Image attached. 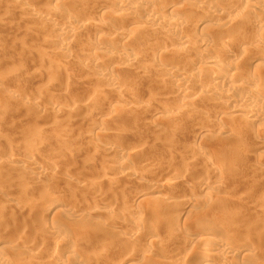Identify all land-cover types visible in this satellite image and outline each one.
Instances as JSON below:
<instances>
[{
    "label": "rangeland",
    "instance_id": "374dc122",
    "mask_svg": "<svg viewBox=\"0 0 264 264\" xmlns=\"http://www.w3.org/2000/svg\"><path fill=\"white\" fill-rule=\"evenodd\" d=\"M7 1L9 2V0H0V81L2 82L0 86V206L3 207L7 203L9 207L15 208V215L3 218L5 222L1 224L2 226L0 225L2 227L0 239H4L10 246L5 254L18 264H48L41 260L43 256L35 261L27 260L29 252L27 248L32 250L38 248L41 251L43 249L46 255H54L52 258L55 257V261L57 260L56 263L53 262L54 264H69L73 259L71 257L69 262L68 253L74 245L80 249L76 256L73 255L74 259L86 264H115L117 260H121L119 262L121 263L122 259L129 256L127 252L129 254L132 252V255L135 254L134 256L138 258L134 257L131 264H162L161 259L160 262L157 258L162 256L163 251L150 247L149 241L156 238L155 240L163 241L162 243L168 246L166 247L169 252L172 251V254L182 258L185 256L184 264H191V262L197 264L200 256L193 257V255L195 252L201 254L198 250L202 251L204 246L186 247L185 237L188 238L194 234L201 237L207 234L214 239L223 240L222 242L230 238L228 240L231 243L233 239L236 243L231 244L249 245L255 249L256 254L258 253L253 256L255 258H240L237 260L238 264L246 262L264 264V201H259L260 194L264 193L262 179L264 178V123H254L256 124L254 129L250 128L251 125L254 127L251 124L249 130L245 132L242 129L245 124L230 117L232 116L230 110L221 105V99L216 96H203L198 91L201 87L197 83L192 84L189 90L196 93L193 98L198 104L191 107V112L187 113L189 115L178 114V110L174 108L186 107L188 103L174 92L176 77H167L162 80L159 77L160 71L153 69L160 55L165 59L169 58L167 54L163 55V47L174 43L176 45V42H170L171 44L168 45L166 43L169 42L164 43L162 40L163 37L166 38L165 36L160 38L159 33L152 30L150 31L155 35L147 30L142 33V29H139L138 33H132V43H134L132 45L134 49L136 48V52H140L141 63L148 64L146 67H140L139 62L130 66V69L107 70L109 76L120 82L123 97L115 96L107 91L109 83L100 80L95 72L97 68L95 69L87 63L89 61L85 60L84 56L93 52L89 44L85 42V39L94 34L92 26V28L84 27L81 34L78 33V36L72 40L71 48L67 49V56L62 57L59 52L62 49L60 42H54L56 39V35L53 37L54 24L76 23L88 19L89 22L108 21L116 13V8L111 7L112 5L109 7L110 4H106L107 2L103 0L92 1L93 4L91 0L90 2L82 0L88 2L87 4L90 3L88 9H81L80 6L84 4L81 0H26L30 4L24 10L12 7V4ZM192 1L187 0L189 6L195 3ZM245 2V0H230L228 4H235L238 6L236 8L242 11L245 9ZM56 4H61L58 8L62 10L56 15L47 16L49 20L41 21L30 14V12L44 14L50 8L54 9ZM99 7L102 9L109 7V9L105 13ZM191 8L193 10V7ZM98 9L101 12H98ZM64 11H69L72 15H66ZM164 12L165 15L173 14L171 9H166ZM141 13L145 14L144 11H134L137 23L125 17L118 21L123 23L126 29L127 27L132 29L131 27L134 26L132 23L143 24ZM228 14L235 15L233 12ZM189 16H192L191 13ZM253 16L256 17V14L253 13ZM214 21L211 20L207 25L215 24ZM255 25L253 29L258 30V25ZM208 28L211 30L212 26ZM129 29L127 30L131 33ZM114 30L115 28H106L100 35L107 38L115 33ZM198 31L194 33L195 36H200L201 30ZM261 34L264 36V31ZM151 36L152 38L159 36V38L152 39ZM210 39L213 42L211 44L216 46L217 41L212 37ZM156 40L160 42V45L162 44V47L158 48L159 50L155 49L158 51H151L149 47ZM95 51L103 56L106 55L107 58L105 56L103 60H108L109 63L111 58L121 53L119 46L114 49L103 48ZM245 55L233 52V56L231 55V58L228 56L227 60L242 61L239 62L240 65L244 62L248 64V55ZM179 56L175 59L177 64L185 59L183 55ZM188 60L181 63L185 66L186 72L197 73L201 60L195 59V56H191ZM116 62L122 63V58L116 59ZM245 64L244 66L253 71V74L256 73L258 77L264 73V64L261 66L257 62H249L248 66ZM254 76L253 79L256 80L258 77ZM9 94L13 98H7ZM52 108H57L59 111L54 113ZM97 109L99 110L98 118L87 119L86 113ZM215 109L220 111V114H215ZM97 125H101L102 130L108 134L109 143L116 142L117 148L114 151L104 153L102 149L104 141H108L107 138L103 140L92 132L93 127ZM198 144L202 148L201 151H204L205 159L199 155ZM29 150L34 152L29 153ZM126 153H130L128 157L126 156L130 159L123 163L121 161L124 160ZM16 157L20 158V162L12 161V158ZM28 160L34 161L38 170L45 172L47 177L42 180L30 179L24 172ZM161 160L175 164L173 167L169 164V168L166 166L164 168L161 167ZM151 163L158 166V169L156 168L154 172L151 170V173L142 172L140 179H135V171H140L147 165L152 166ZM120 164L124 167L121 168ZM208 164L212 167L210 168ZM219 166L222 171L213 172V167ZM229 166H236V169L232 171ZM181 170L183 173L180 172ZM183 174L184 176L192 175L193 179L199 177L212 181L218 190L215 194L209 195L200 190L198 182L189 183L180 179V182L176 180V184L173 183L174 187L171 189L162 190L165 199L164 203L161 201L163 204L157 201V194H154L149 195L151 197L143 204L125 208L126 204L131 206L129 203H134L136 195L149 190L146 186L148 182L150 184L156 182L161 186L164 181H167L169 175L181 177ZM109 181L113 183L109 184ZM189 195L193 198H190L188 202L190 211L182 213L183 208H179L175 202L185 200ZM52 200H58L61 205L50 215H46V205ZM76 200L80 201L79 206ZM74 203L80 210L78 214L81 215L76 221L71 219L70 214V208ZM232 209L244 216H249L253 211H257L258 214L247 217V221L242 219V222L236 217L237 222L230 218L234 221L233 223L229 218L230 221L224 217V213ZM108 211L113 214V219L107 215ZM164 211L167 219L161 226L164 229L161 227L157 228V231L155 229L153 234H150L151 237L146 235L148 232H135L131 227L135 232L134 240L127 235L132 231L128 232V229H131L130 226L125 228L127 231L125 233L118 225L119 220L124 221L125 217L136 213L144 215L145 218L142 220L147 224H152L150 221L153 220V222L159 221L160 218L162 221V215L158 216L159 219L157 216L154 219V216L155 213L159 212L156 215H160V212L164 213ZM171 219L174 222L168 224L167 222ZM51 220L61 222L66 230V236H70L68 240L71 243L67 241L68 244L62 243L65 247L62 244L56 246L57 235L50 228ZM99 223L104 226L99 227ZM185 223L186 226H184ZM245 224H249L251 229H247ZM176 226H179L177 228L179 230L174 234L176 233L178 237L174 236V238L173 232L170 233L172 235H167L168 237L164 236L163 230L169 231ZM180 228L183 230L186 228L183 234ZM246 229L247 231H244ZM230 230L235 232L231 233ZM140 233L145 234L146 237L141 236ZM181 235L187 236L181 237ZM127 236L130 240H134V243L127 240ZM62 247L63 251H61ZM191 248L194 252H191ZM145 250L150 252L149 255L153 253L156 261L152 259V256L150 260H144L141 256L146 254ZM41 253L44 254V252ZM229 255L233 263H237L235 257L232 254ZM250 259H253L252 262ZM124 263L125 260L122 264Z\"/></svg>",
    "mask_w": 264,
    "mask_h": 264
},
{
    "label": "bare ground",
    "instance_id": "6f19581e",
    "mask_svg": "<svg viewBox=\"0 0 264 264\" xmlns=\"http://www.w3.org/2000/svg\"><path fill=\"white\" fill-rule=\"evenodd\" d=\"M83 1H82V3H84V4H82L80 6L81 9H86V8L88 9L90 3L87 4L88 2L86 3V1L85 2H83ZM92 1H95V0H91V2ZM103 1L107 2L106 4H110L109 7L112 5L111 7L114 6L116 8L115 9L116 13L113 14V12H112L113 17L109 18L108 21L98 20L95 22H89V19H88V20H84V21H78L76 23L69 22V23H57V24L55 23L54 24L55 34L53 35V37L56 35L55 36L56 39L54 42H57V43L60 42L59 45L61 46L62 49H60L59 52H60V55L62 57L67 56V49L71 48L72 40L76 36H78V33H80L84 27H86V28L88 26L90 28L93 27V29H94L93 30L94 31L93 36L85 39L86 40L85 42H87L89 44V46L93 52H91V53L89 52L90 54L88 53V55H85L84 56L85 60L89 61L87 63H90L91 66H93L95 69L97 68V71H95V72L97 74V77L100 78V80L107 81L109 83L108 87L110 90L108 89L107 91H110L115 96L116 95L122 96V87L120 85V82H118L117 80H115L111 76H109V74L107 73V70L108 69L112 70L115 68H122V69L128 68V69H130L129 68L130 66H134L135 64H137L139 62H140L139 64H141L140 67H143V68L146 67L148 64L146 62H144L145 60L143 61L144 64L141 63V58H140L141 54H140V52H136V50H135L136 48L134 49V47H133L134 43H132V38H133L132 33H134V34L138 33L139 29L140 30L142 29V31H141L142 33L145 32L144 30H147V31L152 30L153 32L154 31L158 32L159 33L158 35H160V38H161V36L166 37V38H164V37L162 38V40H164V43L169 42V43H166L169 45V44H171L170 42H173V43L176 42V45H174L175 43L171 45V46H175V47H171L169 45L170 47L167 46V47H169V49L165 50V48H167V47H163L164 50H163V48H162L163 51L161 50L163 52V55L167 54V56H169L168 59H165L164 56L160 55L159 59L155 62V65L154 66L151 65V66H153V69L158 70L157 72L160 71L159 73H161V74L159 77L162 80L166 79L167 77H169V78L176 77L177 83L173 86L174 92H176L178 95H180L182 97V99H184L185 102L187 101V103H188L187 106L185 105L186 107L181 105L182 107L177 106L176 108H174L175 110L176 109L178 110L177 111L178 114L185 113L186 115H189L187 113L191 112V107L194 104L195 105L198 104L196 102L195 98H193L194 94H196V93L194 91L193 92L190 91L191 90L190 86L194 83H197L201 87L200 88L199 86H197L198 88H200L198 90L200 92V94H202L203 96H216V97H218L219 99H221V101H220L221 105L224 108H226L227 110L228 109L230 110V115H232L230 117L233 120H237L238 122L241 121L243 124H245V126L248 125L246 128H244L245 126L243 128L241 127L242 129L245 130V132L247 130H249V125H251V124H253L254 127L251 125L252 127L250 126V128L254 129L255 125H256L254 123H260V122L264 123V73H262V75H260L258 77L256 73L253 74L254 73L253 71H251L249 68L244 66L245 62L240 65L239 62L241 63L242 61L232 62L234 59L233 60L231 59V61L227 60V59L231 58L230 57L231 55L233 56V52H236V53H242V54L244 53V55L247 54L248 55V59H247L248 64H249V62H251V63L257 62L259 64V66L264 64V36L261 34L264 31V17L262 16V15H264V1L245 0L246 1L245 2L246 4H244L245 9H243L242 11L241 10L239 11V9H237L238 6H235V4H228L230 0H193L195 3L194 4L190 3L192 6H189V2H187V0H184V1L183 0H177L176 2L175 1L173 2V0L172 1L171 0H155V1L154 0H103ZM182 1L184 3H182ZM188 1H190V0H188ZM89 2H90V0H89ZM155 2H156V4H159V5H156ZM8 3L12 4V7L18 8L20 10L26 9L30 4L26 0H9ZM92 4H93V2H92ZM56 5H55L54 9L50 8L52 10L49 9V11H47L44 14H42V13L38 14V13H32V12H30V14L33 17H38V19L41 21H44L46 19L49 20V18L47 16L56 15V14L60 13L62 10V9L60 10L58 8L59 7L58 5H61V4H58L57 6ZM240 5L241 4H239V6ZM109 7H106L105 9H102L99 7V9L106 13L107 9H109ZM191 7H193V10ZM99 9H98V12L100 11ZM166 9H168V10L171 9L173 14H166L165 15L164 11H166ZM134 11H139V12L144 11L145 12L144 15L141 13V15H142L141 17H143V22H142L143 24H141V25L135 24V23H137L136 22L137 18H134ZM68 12L69 11H64L63 13L66 15H70L71 12H69V13ZM232 12L235 13L234 16H231L230 14H228V13H232ZM190 13L192 16H189ZM253 13L256 14V17L253 16ZM122 17L129 18L132 22L134 20L135 23H132V25H134L131 27L132 29H129L127 27V29H129L131 33L128 32V30L125 28V25L123 23H120L118 21V20L121 21ZM129 19H127V20L129 21ZM211 20L216 21V22L214 21L215 24L211 25L213 30L211 28L210 29L212 31L208 30L209 29L208 27H211V26L207 25V23L210 22ZM50 21H52V19H50ZM122 24L124 26H122ZM255 24L258 25L257 26L259 28L258 30L253 29V26L254 27L256 26ZM106 28H111V29L115 28V30H114L115 33H113L111 36H109L107 38L102 37L100 34ZM198 30H201L200 31L201 34H200V36H195L194 33H198L199 32ZM149 34L150 33H148V35ZM152 34H154V33H152ZM148 35H147V39H148ZM206 35H208V37ZM152 36H151V38H152ZM155 37L152 39H158L159 38V36H158V38H155ZM211 37L217 41V42L215 41L217 43L216 46L211 44V43H213L210 39ZM118 46L121 49V53L119 55H115L114 58H111L110 59L111 63L107 62L108 60H106V61L103 60V58H105L106 55L103 56L102 54H99L98 52L95 51L96 49H103V48L114 49ZM160 47H162V44L160 45V42H158V40H156L151 44L149 49L151 51L152 50L158 51L159 50L158 48H160ZM155 49H158V50H155ZM234 49H235V51H233ZM187 54H188V56L186 57ZM179 55H183V58L185 57V59H184L185 61H186V59L187 60L190 59L191 56L192 57L195 56V59L196 58L200 59L201 60V66L199 67L198 72L195 74H189L188 72H186L187 70H185L186 69L185 66L184 65L182 66V64H181L184 60H182L180 63L177 64L175 62V59L177 58V56L180 57ZM110 56H112V55L110 54ZM228 56H229V58H228ZM43 57H44V55H43ZM106 58H107V56H106ZM118 58H122V63L116 62V59H118ZM192 60L193 59H191V61ZM230 62H232V63H230ZM248 64L246 66H248ZM254 75H256V77H258L256 80L253 79V78H255ZM0 86H2L1 81H0ZM173 87H172V89H173ZM198 91H197V93H198ZM10 97L13 98V96H11L9 94L7 98H10ZM7 98H5V99H7ZM6 103H7V101H6ZM37 105H39V104H37ZM145 109L147 110V108H145ZM51 110L54 113H57L59 111V109H57V108H52ZM97 111H99V110L97 109L96 111L92 110L91 112L90 111L87 112L86 113L87 119H89V120L94 119L95 120V118H98L99 113ZM215 111H214L215 114H220V111H217L216 109H215ZM174 115H176V114H174ZM259 126L260 125H258V127ZM91 127H92V125H91ZM252 129H250V131H252ZM92 132H95L96 135H98L99 138H102L103 140H106V138H107V141H108L109 136L107 133H105L104 130H102L101 125H97V126L93 127ZM109 139H111V138H109ZM115 143H114V141H113V143L112 142L109 143V141L108 142L104 141V145L102 148L104 153L107 154L111 151H114L117 148ZM199 145L200 144H198V150L200 151L199 155L202 156V158H203L205 156V154L203 153L204 151H201L202 148ZM28 152L32 153V152H34V150H29ZM129 154L126 153V155H124L125 156L124 160L121 159V160H123L121 162L124 163L125 160L129 161L130 158L129 159L126 158L127 155L129 156ZM172 155L173 154H171V158H173ZM167 157H168V155H167ZM171 158H170V160H171ZM203 159H205V158H203ZM208 160H210V159H208ZM12 161L13 162H20V158H17V157L12 158ZM26 163H27V166L24 167V172L27 174V176L30 179L42 180V179H45L47 177V174L45 172L38 170V168L35 166L34 161L28 160V161H26ZM146 163H147V161H146ZM173 164H175V163H171L169 161L165 162L163 160L161 167L166 168V167H168V165L173 167ZM120 165H121V168L124 167L122 164H120ZM157 167L158 166L152 164V166L147 165L146 167H144L140 171L138 170L139 173H138V171L137 172L135 171V173H134L135 179H140V175H143L142 172H144V174H145V172L149 173L151 170H153V172H154ZM211 167L212 166H210V168ZM229 167H230L229 169L232 171H234L236 169V166L235 167L229 166ZM231 167H233V168L231 169ZM175 168H176V166H175ZM182 171L183 170H181L180 172H182ZM214 171L215 172H221L222 168H220V166L215 167V168L213 167V172ZM185 172H186V170H185ZM161 173H162V171H161ZM166 173H167V171H166ZM168 174H170V173H168ZM174 174H176V173L174 172ZM184 175L185 174H183V176H181V177L180 176L177 177L175 175L170 177V175H169L168 176L169 178H167V181L166 182L164 181L165 185L163 184L161 186H159V184H156V182L154 184H152V183L150 184L148 182L149 184L147 183L146 186H147V188L149 187L148 188L149 190L147 192L140 193V194L136 195L134 198V203H129V204H131V206L126 204V202H125V204H126L125 208H127V209H128V207L132 208L135 204H137V205L140 203L143 204V202L147 201L148 198L151 197L149 195H154V194H157V196H156L157 201H159L160 204H163L164 203L163 201H165V199L163 198V192L166 191V189L169 190L172 187H174L173 183H175L176 180H179V182H180V179L188 181L189 183L198 182V184L200 185V190L204 191L205 193H207L209 195L215 194L216 191L218 190L214 186L215 183H212V181L211 182L207 181V179L205 180L202 177H201L202 179H200L199 177L197 179V177H195V175H194V177L197 179L196 180L195 178L193 179L191 177L192 175H190V176H188L189 174H187V176H184ZM160 177H162V176L160 175ZM162 178H164V177H162ZM262 179L264 181V178H262ZM112 183H113V181H112ZM112 183H111V181H109V184H112ZM216 186H217V184H216ZM82 189H83V187H82ZM162 190H164V191H162ZM190 198H192V197L189 195L188 198L187 197H186V199L184 198L185 200H179V201L175 202L179 208H183L182 213L190 211L189 210V203H188L190 201ZM150 200H151V198H150ZM259 201L260 202L264 201V193L260 194ZM78 202H80V201H77L76 203L78 204ZM84 203L88 204L87 202H84ZM82 204H83V202H82ZM176 204H175V206H177ZM1 205L3 206V204H1ZM60 205H61V203L58 200L49 201V203H47L46 208H45V214L50 215L54 210L58 209ZM77 206H79V204ZM77 206L74 203V205L70 208L71 209V213H70L71 219L75 220V221L77 220V218L81 217V215L78 214V212L80 210H78ZM131 208H129V209H131ZM14 209L15 208H12V206L9 207L7 205V203H6V205L4 204V206L0 208V225L5 222V220H3V218H6L7 216L10 217V216L15 215ZM161 212H160V215H156L159 212L155 213L154 219H156V216L158 217V216L162 215V221H160L161 218L159 219V217H158L159 221L155 220L156 222H153L154 220L151 219V220H153V221H150L152 224H147V222L145 223L143 221L145 218V217H143L144 215L142 216L141 213H140L141 215H137V213L134 212L136 214H133V213L132 214L135 216L132 215V216H128L127 218L125 217L126 220L124 218V221L119 220L118 225L121 227L120 229L122 231H124L125 233L127 232L126 229L130 226V228L132 227L135 232H141V233L142 232L143 233L148 232V234H146V235L150 236V234L151 235L153 234L152 232L155 229L157 231V228L162 226V224L164 223V220L167 221V219L165 218L166 212L165 211H164V213H161ZM240 212L242 213V211H240ZM106 213L108 216L110 215L111 219H113L112 218L113 214L110 213V211H108ZM256 213H257V211H253L249 216H247V215L244 216L243 214H240L239 211L237 212L235 209H232L231 211L224 213V217H226L227 219L233 218L232 220H234L236 222H237V220L238 221L241 220L240 222H242V219L247 221L248 218L255 215ZM138 214H139V212H138ZM113 217H115V216H113ZM221 217H223V216H221ZM235 217L237 218V220ZM227 219H225V221ZM219 220H221V219H219ZM223 221H224V219H223ZM234 221H232V222L234 223ZM173 222H174V220L171 219L167 223L172 224ZM167 223H166V225H167ZM188 223H189V221H188ZM245 223H247V222H245ZM187 225H190V224H187ZM240 225H242V224H240ZM247 225H248V227H247ZM247 225H246V228L250 230L251 226L249 228V224H247ZM98 226L103 227L104 225L102 223H99ZM184 226H186V223L184 224ZM228 227L229 226H227V228ZM240 227H238L239 230H240ZM0 228H2V227H0ZM50 228L57 235V237L55 239V241L57 242V243H55V244H57L56 246H58L62 243H67V241H69L68 238L70 236H66V230H65V228L62 227V224L60 221L51 220ZM132 228L128 229V232L130 230L133 231ZM162 228L163 227H161V229ZM177 228H179V226L170 228L169 231H167V229H166L167 232L163 230V232H165L164 236H167L173 232V237L174 236L178 237L176 233H175L176 235L174 234V232H176V231L178 232L179 229H177ZM208 228H210V227L208 226ZM243 228H245V226H243ZM180 229H182L181 233L184 230H186V228L184 230H183V228H180ZM233 229L235 230V228H233ZM247 229L244 231H247ZM227 230H229V229H227ZM234 230H230V232L232 233V231H234ZM236 230H238V229H236ZM132 231H130L129 232L130 234H127V235L132 237V239L135 240L136 238H133L135 232L134 231L132 232ZM242 231H243V229H242ZM189 233L190 232H188V234ZM137 234H139V233H137ZM190 234L192 235L193 232ZM223 234H225V233H223ZM142 235H144V237H146L145 234H141V236ZM170 235H172V234H170ZM128 236H127V240L132 241V239L130 240V237H128ZM138 236H140V235H138ZM182 236L184 237L187 235H181V237ZM181 237H180V239H182ZM155 239L156 238H154L152 241H149V242H150V247H152V249L155 248L157 250V248H158L159 250L163 251L162 252L163 254H161V252H160V254L162 256L161 257L158 256V258H157L158 261H160V259H161L162 264H184V262L186 261L185 256L183 257L185 260L184 261L181 256L179 257V255H178V257H177L176 256L177 254H175V255L172 254V251L170 249L169 250H170L172 255L169 254L170 252L168 251V248H167L168 246L166 245L167 246L166 247L164 245V243H162L163 241L160 242V241L155 240ZM228 239H230V238H228ZM137 240H138V238H137ZM227 240L225 242H222L223 240L220 241V240L214 239V238L208 236L207 234H203L201 237L194 234L188 238L185 237V243L184 244H186V247L193 245L192 248L193 247H199V245L204 246L201 249L202 251L198 250V252H201V254L195 252L193 255V257L194 256H200L197 264H210V261H211V264H238L237 260H239L240 258L247 259V258H251L253 256L258 255V253L256 254L255 249L249 247V245H242L241 244L242 242L240 243L241 246L238 244L235 245L236 241H233V239H232L231 241L235 242L233 245V244H231L232 242L231 243L229 242L230 240H228V241ZM234 240H236V239H234ZM245 240H243V241H245ZM135 242H137V241H135ZM68 243H71V241H69ZM67 244H66V246H67ZM23 245H25V244H23ZM62 245H63V247H65L64 244H62ZM72 246L73 247L71 248V252L68 251L69 252L68 254L70 256V257L69 256L68 257H69V259L72 257L73 260L71 261V259H70L69 262L71 261V262H73V264H86V262L84 263L83 261L74 259L75 257H73V255L76 256L77 251L80 252V249L78 247L77 248L74 247V245H72ZM135 248H136V245H135ZM7 249H10L9 244H7V242H5L4 239H0V264H18L16 261L11 260L5 254V251ZM27 250L29 251L27 254L28 255L27 260L35 261L36 259L40 258V256L41 257L43 256V258H41V260H44L45 263L48 262V264L49 263L52 264L53 262L54 263L57 262V260L55 261V257L52 258V256H54V255H50V256L46 255L45 251H43V249L41 251V249L39 250L38 248L37 249L35 248L34 250H32L31 248L30 249L27 248ZM63 250H64V248L61 251H63ZM40 251L44 252V254L41 253ZM184 251H185V249H184ZM191 252H194L193 249L191 250ZM144 253H146V254H144ZM144 253H143L144 255L141 256L144 260L145 259L150 260L151 256H152V259H155V257H156V256L153 257L152 252H151L152 254H150V255H149L150 252L148 253L146 251ZM183 253H184L183 255H185V252H183ZM196 253L198 255H196ZM127 254L129 255L128 257H126V255H124L126 258L125 257H124L125 259L121 258L122 262H124V260H125L124 264L133 263L132 261L134 260L135 254L132 255V252L130 254L127 252ZM229 254H232V256L235 257V260L237 261V263L236 262L233 263V259L229 257L230 256ZM103 255H105V254L103 253ZM186 257L188 260V256H186ZM253 258H255V257H253ZM136 259H138V258H136ZM191 259H192V254H191ZM195 259H196V257H195ZM250 260L252 262L253 259H250ZM120 261L121 260H117L115 264H122V262L119 263ZM155 261H156V259H155ZM254 262H255V260H254ZM252 263L246 262L243 264H252ZM191 264H192V262H191Z\"/></svg>",
    "mask_w": 264,
    "mask_h": 264
}]
</instances>
